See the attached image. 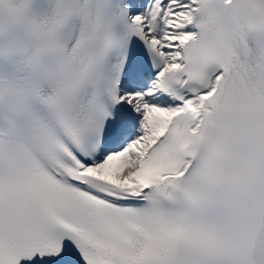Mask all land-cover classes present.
Listing matches in <instances>:
<instances>
[{
	"label": "snow or ice",
	"instance_id": "6c2138e0",
	"mask_svg": "<svg viewBox=\"0 0 264 264\" xmlns=\"http://www.w3.org/2000/svg\"><path fill=\"white\" fill-rule=\"evenodd\" d=\"M0 264H264V0H0Z\"/></svg>",
	"mask_w": 264,
	"mask_h": 264
}]
</instances>
